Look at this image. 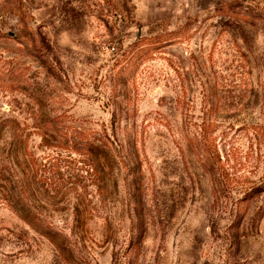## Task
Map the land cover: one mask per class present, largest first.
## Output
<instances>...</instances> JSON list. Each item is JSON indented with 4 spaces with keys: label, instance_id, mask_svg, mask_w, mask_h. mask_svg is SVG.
I'll return each mask as SVG.
<instances>
[{
    "label": "rangeland",
    "instance_id": "374dc122",
    "mask_svg": "<svg viewBox=\"0 0 264 264\" xmlns=\"http://www.w3.org/2000/svg\"><path fill=\"white\" fill-rule=\"evenodd\" d=\"M0 264H264V0H0Z\"/></svg>",
    "mask_w": 264,
    "mask_h": 264
}]
</instances>
